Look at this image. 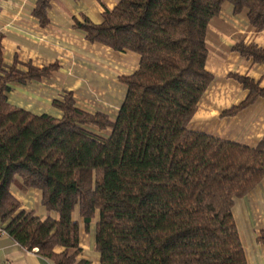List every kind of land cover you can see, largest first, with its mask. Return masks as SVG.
Here are the masks:
<instances>
[{"label": "trees", "instance_id": "trees-1", "mask_svg": "<svg viewBox=\"0 0 264 264\" xmlns=\"http://www.w3.org/2000/svg\"><path fill=\"white\" fill-rule=\"evenodd\" d=\"M52 1L37 0L43 26ZM227 3L264 31V0H121L101 24L76 23L90 43L140 57L115 118L80 109L71 92L53 103L59 117L12 106L11 85L50 79L56 66H8L0 48V222L21 247L91 264L80 258L78 214L86 233L96 224L100 264H249L233 209L264 180V137L247 147L189 130L215 80L208 28ZM233 50L264 65V48ZM232 77L248 95L225 116L264 100L260 83ZM18 179L41 192L46 219L19 213Z\"/></svg>", "mask_w": 264, "mask_h": 264}, {"label": "crops", "instance_id": "crops-1", "mask_svg": "<svg viewBox=\"0 0 264 264\" xmlns=\"http://www.w3.org/2000/svg\"><path fill=\"white\" fill-rule=\"evenodd\" d=\"M121 0H53L48 11L49 23L43 26L34 15L37 0H0V48L4 62L19 69L56 66L50 79L13 84L7 94L9 103L35 115L59 117L55 101L71 92L77 106L89 113L104 112L115 118L125 100L127 87L122 78L139 68L140 57L116 52L100 44H92L86 34L76 28L87 18L93 24L102 23L106 10L115 9ZM240 43L264 48V31L258 33L243 15L235 16L232 5L226 4L221 15L208 28L207 70L215 80L189 124V130L203 133L247 147H255L264 137V100L232 116L224 113L239 106L248 92L232 75H240L260 83L264 88V65L242 57L233 48ZM11 194L21 203L19 213L34 212L48 217L38 190L23 189L18 179ZM249 264H264V180L246 198L238 200L233 209ZM74 219L81 225V259L100 264L95 250V223L86 233L78 214ZM60 254L63 248H56ZM0 264H55L28 251L7 233L0 234Z\"/></svg>", "mask_w": 264, "mask_h": 264}, {"label": "built area", "instance_id": "built-area-1", "mask_svg": "<svg viewBox=\"0 0 264 264\" xmlns=\"http://www.w3.org/2000/svg\"><path fill=\"white\" fill-rule=\"evenodd\" d=\"M0 234H6L3 224L0 222Z\"/></svg>", "mask_w": 264, "mask_h": 264}]
</instances>
